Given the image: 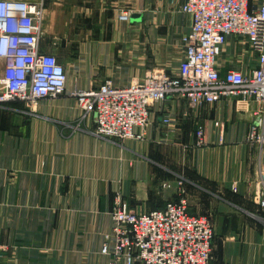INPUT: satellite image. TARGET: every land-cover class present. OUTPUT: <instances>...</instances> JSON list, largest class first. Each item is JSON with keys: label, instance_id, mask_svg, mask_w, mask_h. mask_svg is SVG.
I'll return each instance as SVG.
<instances>
[{"label": "crops", "instance_id": "0c3cea01", "mask_svg": "<svg viewBox=\"0 0 264 264\" xmlns=\"http://www.w3.org/2000/svg\"><path fill=\"white\" fill-rule=\"evenodd\" d=\"M6 1L43 5L40 52L64 66L67 84L34 114L21 103L0 105V264H126L101 253L114 246L117 199L136 214L161 210L181 182L187 198H201L214 214L212 264H264L262 212L249 198L256 104L228 100L191 112L186 100L168 99L152 110L145 141L116 144L92 133L94 118L71 96L106 81L140 83L151 69L176 73L192 28L186 0ZM240 48L228 43L222 76L254 69ZM3 68L0 61V77ZM200 130L206 143L196 148Z\"/></svg>", "mask_w": 264, "mask_h": 264}, {"label": "built area", "instance_id": "2783aa9c", "mask_svg": "<svg viewBox=\"0 0 264 264\" xmlns=\"http://www.w3.org/2000/svg\"><path fill=\"white\" fill-rule=\"evenodd\" d=\"M192 19L183 38L184 59L174 74L151 72L137 84L119 88L106 81L96 88L76 90L72 97L85 117H93L95 136L116 144L145 141L152 110L168 99L186 100L194 112L201 105L223 101L257 105L247 142L256 149L257 175L249 198L262 215L264 237V0H186ZM43 5L0 0V105L22 102L34 106L66 91L65 68L53 55L40 52ZM124 20L128 14L121 15ZM229 42L240 45L242 58L255 62L248 73L218 70V59ZM165 117L163 124H171ZM197 143L205 142L203 131ZM237 189L235 188V191ZM114 246L102 254L126 264H211L213 225L208 216L188 212L187 202H172L164 210L136 214L117 199L111 213Z\"/></svg>", "mask_w": 264, "mask_h": 264}, {"label": "rangeland", "instance_id": "374dc122", "mask_svg": "<svg viewBox=\"0 0 264 264\" xmlns=\"http://www.w3.org/2000/svg\"><path fill=\"white\" fill-rule=\"evenodd\" d=\"M162 69H159V68H156V69H151L148 73H147V75L149 74V73H151V72H155V73H157V72H160ZM56 99V98H55ZM47 100H49V99H47ZM16 103H21V104H24V103H22V102H15V103H10V104H16ZM39 102H37V104H38ZM37 104L36 105H34V106H27L26 104H24L25 105V107L27 108V113L26 114H34L33 113V109L37 106ZM7 105H9V104H7ZM191 111V110H190ZM192 112V111H191ZM94 129H95V126H94V128H93V130H92V132L94 131ZM203 133H204V139H205V132L203 131ZM198 141H197V137H196V142H195V147L196 148H203L204 146H205V143H206V140H205V142H204V144L203 145H199L198 143H197ZM124 143V142H123ZM120 144V143H119ZM256 178V177H255ZM255 180V179H254ZM253 180V181H254ZM253 181H251V182H253ZM237 191V190H236ZM235 191V192H236ZM185 192H187V190H186V186H185V183L184 182H181V184H180V188H179V193H178V198H176L175 200H172V201H170V202H168L167 203V205L169 204V203H172V202H178V201H180L181 199H183V200H185L186 202H187V205H188V212H189V214L190 215H194V216H208L209 218H210V220H211V222H212V225H213V231H214V214H213V212L212 211H210L209 209H208V206L206 205L207 203H206V201H202V199L201 198H187L186 197V195H185ZM122 201V200H121ZM123 202V201H122ZM123 204H125L124 202H123ZM126 206H127V204H125ZM167 205H166V207H167ZM128 207V206H127ZM165 207V208H166ZM190 207H191V211H190ZM164 208V209H165ZM200 208V209H199ZM128 209H129V207H128ZM164 209H161V210H164ZM130 210V209H129ZM131 211V210H130ZM154 211H160V210H154ZM150 212H153V211H150ZM261 230H262V227H261ZM262 234H263V232H262ZM214 237H215V235H214ZM111 237L109 236V238L108 239H110ZM105 246V245H104ZM103 246V247H104ZM103 249V248H102ZM102 253V252H101ZM106 256V255H105ZM113 259H114V261L115 262H119V261H121L122 260V258H120V259H117V257H115V256H113ZM214 261V238H213V240H212V262ZM212 262H211V264H212ZM137 264H139V263H137Z\"/></svg>", "mask_w": 264, "mask_h": 264}, {"label": "bare ground", "instance_id": "6f19581e", "mask_svg": "<svg viewBox=\"0 0 264 264\" xmlns=\"http://www.w3.org/2000/svg\"><path fill=\"white\" fill-rule=\"evenodd\" d=\"M112 216V215H111ZM112 221H113V219H112ZM113 226H114V222H113ZM112 231H113V228H112Z\"/></svg>", "mask_w": 264, "mask_h": 264}]
</instances>
